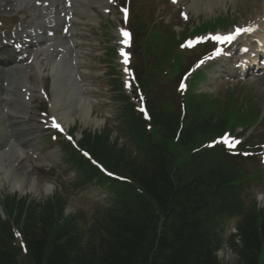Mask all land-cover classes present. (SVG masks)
Listing matches in <instances>:
<instances>
[{
    "label": "trees",
    "instance_id": "16d2710c",
    "mask_svg": "<svg viewBox=\"0 0 264 264\" xmlns=\"http://www.w3.org/2000/svg\"><path fill=\"white\" fill-rule=\"evenodd\" d=\"M96 143L106 146L103 161L131 178L144 196L127 188L116 210L101 220L93 245L82 244V235L69 227L52 228L49 209L40 213L25 202L15 207L10 200V213L27 215L23 233L35 264H221L214 255L222 243L223 224L216 216L221 208L213 210L228 196L224 169L207 167L201 159L187 172L156 161L145 167L102 138ZM256 219L253 215L241 227L240 245L234 246L238 264L257 262L263 240L258 238ZM9 239L10 235L0 240V264H17Z\"/></svg>",
    "mask_w": 264,
    "mask_h": 264
},
{
    "label": "rangeland",
    "instance_id": "374dc122",
    "mask_svg": "<svg viewBox=\"0 0 264 264\" xmlns=\"http://www.w3.org/2000/svg\"><path fill=\"white\" fill-rule=\"evenodd\" d=\"M248 6H249V2H247L246 0H236V2L234 4L231 3H227V9L221 10L220 12H216V14H214V16L206 19L209 16H201L200 18L194 19L192 21V23L185 28L184 32H179V35L182 37L184 35H189L191 32H193L194 30H201L204 29V27L209 26L210 23L213 20H216V18H224L226 16H232L233 18H236L238 15L244 17L246 11L248 10ZM214 17V18H213ZM174 19H176V16L174 17ZM210 20V21H209ZM219 20V19H218ZM218 20H216L218 22ZM112 32L107 31V34H105L104 36H102L101 41L106 39L108 41L109 39H112V35L114 33V28H111ZM180 37V38H181ZM103 46V45H102ZM104 47V46H103ZM108 48V47H107ZM105 51H101L100 53L97 52L95 53V57L92 60V63L94 65H96V69L100 70L99 73V77L96 79V82L98 83V94L97 96H95V99H97L98 101L101 102L100 107L95 108L94 113L98 114L99 116L104 117V114L107 113L108 117H113L115 115V110L117 108V104L115 103V101L113 100V98L116 96V94L114 93L115 89V85L112 82V77L111 75L114 74L113 69L111 68L109 63V59L108 57H106V49L104 47ZM104 53V56H103ZM98 74V73H96ZM264 79H261L258 82V86L256 87L257 91H255L254 93L251 92V90L249 88H247V86L245 85H235V84H229L228 88L234 89V93L236 95H238V97H233V101H232V110H229V112L227 111V109L225 110L224 103L222 102V98H217L216 95H214L215 97L211 96L210 94H206V95H202L201 97L203 98V100L206 101V113L207 114H212L214 117L216 118H226V120H228L231 117H236L237 123H238V117L240 115H242V112H244V107L243 105H241L242 102V98L244 100V98L246 97L247 99H251L253 101V98L251 97V95L254 96V99L257 103L254 104V114L251 115L252 117L256 116V112H258V110H260V107L262 108V102H264V83L262 82ZM213 90V89H212ZM198 91V90H197ZM209 93H211L210 91H207ZM218 92H220L218 90ZM252 94H251V93ZM212 94V93H211ZM218 100V101H217ZM254 103V101H253ZM237 109V110H236ZM114 122H110L109 125H113ZM95 126L90 125L89 127H86L84 125H82L80 122L77 123V127L79 130L84 129V128H89L91 130L94 129ZM99 128V126L97 127V129ZM261 130L262 132H264V122L262 124V127L254 129L253 131V135L256 134L255 131H259ZM261 175V177L263 178V183H262V188L264 189V170L261 171L259 173ZM257 192V191H256ZM0 193L2 194H7L6 191H4V189L2 188L0 190ZM34 198V197H32ZM44 198L42 197L41 199L35 198V200H43ZM77 206L81 205L80 202L76 203ZM264 207V203L261 204ZM218 259L220 260L221 264H238V259L235 256V254L230 250L229 247L225 248L223 251L218 252L217 254Z\"/></svg>",
    "mask_w": 264,
    "mask_h": 264
},
{
    "label": "bare ground",
    "instance_id": "6f19581e",
    "mask_svg": "<svg viewBox=\"0 0 264 264\" xmlns=\"http://www.w3.org/2000/svg\"><path fill=\"white\" fill-rule=\"evenodd\" d=\"M229 0H193L191 5V10L194 14V16L197 18L200 14L202 15H214L216 12H220L222 8H226L224 6V3ZM234 0H231V2ZM235 2V1H234ZM206 3V4H204ZM211 16V17H212ZM34 40H36L34 38ZM33 41V39H32ZM36 42V41H35ZM89 110L83 108L82 111H80L78 118L83 122L87 123V121L91 122L90 116H89ZM6 162V163H4ZM13 162L12 166L10 167V163L4 159V156L0 157V187L3 185V182L7 183L11 191H17L18 193L23 194L27 191H33L35 193H47V188L38 187L34 184H30L26 180H22L19 178V176H16L15 173L12 172Z\"/></svg>",
    "mask_w": 264,
    "mask_h": 264
},
{
    "label": "snow or ice",
    "instance_id": "6c2138e0",
    "mask_svg": "<svg viewBox=\"0 0 264 264\" xmlns=\"http://www.w3.org/2000/svg\"><path fill=\"white\" fill-rule=\"evenodd\" d=\"M109 2H113V0H109ZM173 3H176L177 0H172ZM37 3H39V0H37ZM122 11L125 13V19L127 18V9H122ZM181 15L184 17V19H187V15L185 13H181ZM254 31V28L253 27H247V28H241V27H237L235 29L234 32H231L227 35H222V34H215V35H211L207 38H197L195 41L193 40H188L186 41L185 44H182L181 47H193L195 43H200L202 42L204 39H211L213 41H215L216 43L218 44H222V43H231L235 38L236 36H238L239 34H241L242 32H252ZM122 32V35L125 37V38H128L129 37V33L124 31L123 29L121 30ZM222 50L217 48L216 49V54L219 55L220 52ZM122 55H127L125 53H122ZM128 61L127 59H125L124 63L126 64ZM204 63L203 60H201L198 64H197V67H199L200 64ZM125 71H128L127 69H125ZM126 86L128 87H131L130 84H127ZM180 88L183 89L185 88V85L183 83L180 84ZM141 100H143V97L141 96L140 97ZM140 111H145L143 107L140 108ZM52 125L53 127L57 128V129H60L62 131V128L61 126L56 123V120L55 118L53 117L52 118ZM55 138V137H54ZM68 139H71V137H68ZM216 142H223L225 145H228L230 147L232 146H235L236 144H239L241 143V141L239 140H236L234 138H231L230 136H228L227 134H225L223 137H221V140L220 141H216ZM214 142V143H216ZM212 145H209V147H211ZM85 155H88L87 153H85ZM245 155H250V153H245ZM264 155V154H262ZM17 235H19V233H17Z\"/></svg>",
    "mask_w": 264,
    "mask_h": 264
}]
</instances>
